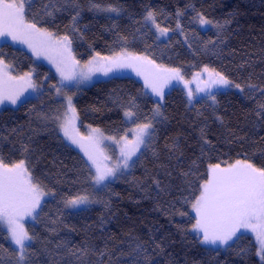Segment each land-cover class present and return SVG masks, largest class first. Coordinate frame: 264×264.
<instances>
[{
    "label": "trees",
    "instance_id": "16d2710c",
    "mask_svg": "<svg viewBox=\"0 0 264 264\" xmlns=\"http://www.w3.org/2000/svg\"><path fill=\"white\" fill-rule=\"evenodd\" d=\"M49 2L56 0H32L28 18L39 19V26L58 35H69L80 61L127 48L186 75L204 66L214 68L244 91H219L215 101L204 97L190 103L181 87H173L165 95L162 114L152 120L149 148L141 151L129 173L98 192L84 156L63 138L55 122L42 118L63 110L52 87L55 76L23 49L2 45L0 55L17 72L34 67L39 93L0 110V157L6 162L27 158L34 177L53 193L35 222L27 224L34 236L27 250L29 264H80L57 249L64 241L77 247L86 244L90 264H264L248 234H241L226 249L200 243L191 231L195 222L191 207L184 203L194 191L190 184L209 163L246 158L264 166V116L257 115L264 95L249 88H264V0H59L61 10L47 17L42 13ZM109 6L119 11L102 10ZM149 9L156 11L161 27L172 30L168 39H157L145 24ZM77 12L78 31L73 32ZM198 13L212 26L202 29L196 23ZM177 20L182 31L176 29ZM121 37H127V43ZM129 102L137 106L141 121L153 118L154 98L142 81L131 76L101 79L76 88L74 94L80 126H94L117 137L129 126L124 117ZM22 144L28 145L27 154H22ZM172 144L174 151L166 147ZM189 171L194 175L186 177ZM77 193L99 202L66 210L64 198ZM180 211L188 215L181 216ZM137 244L142 246L139 255L134 251ZM0 246L3 264H17L15 247L1 227Z\"/></svg>",
    "mask_w": 264,
    "mask_h": 264
},
{
    "label": "snow or ice",
    "instance_id": "6c2138e0",
    "mask_svg": "<svg viewBox=\"0 0 264 264\" xmlns=\"http://www.w3.org/2000/svg\"><path fill=\"white\" fill-rule=\"evenodd\" d=\"M56 3L45 4L43 15L54 17L61 7ZM32 0H0V39L7 41L10 39L14 43L27 45L32 53L37 56H44L56 67L61 82L75 81L77 85L85 80L91 79V75L101 72L107 75L113 69L131 68L138 76L144 79V85L151 92L164 98L165 87L173 80L183 81L188 87L192 81H185L180 68L166 67L157 64L154 59H150L146 54H136L122 48L120 52L112 56H96L81 66L72 52V39L69 35H58L47 28L39 26L37 18L29 19V9ZM99 8V5H94ZM108 12H118V8L109 6L102 9ZM79 13L72 17V31L75 27ZM181 12H177L179 18ZM197 18L201 25L212 23L203 14L198 13ZM146 25L149 23L156 29L160 36H167L169 29L161 27L157 22V13L154 10H147L144 16ZM176 29L181 30L179 20ZM127 43V37L120 38ZM99 57V59H97ZM10 65L7 64L0 55V104L9 101L13 105L23 96L28 89L37 91L39 86L32 80L34 70L23 73V75L13 76L9 72ZM87 71H84V69ZM206 75L207 79H201ZM193 80L197 82V91L205 92L206 95L215 101L214 88L235 87L244 91L241 84L229 80L221 72L214 68L204 66L200 72L195 73ZM203 85L202 87L200 85ZM57 95H63L66 104L57 109L54 113L44 115L42 118L55 122L64 137L77 145L87 158L85 167L88 169L93 186L107 187V182L118 175H122L125 170L132 168L137 161L133 157L141 152V149H148L153 139L154 125L152 120L156 115H161L160 106L154 110L153 118L144 117L141 121L134 102H129L125 108V119L135 126L129 128L122 136H104L98 128H92L87 136L82 135L76 127L79 119L77 109L73 103V97L62 92L60 87L55 85ZM250 90L259 91L264 95V88L257 89L255 85H249ZM193 96L189 88L188 97L191 101ZM258 116H264V103L259 105ZM15 131V129H13ZM203 133V130H201ZM129 133L132 138L129 139ZM6 139V137H2ZM104 140H110L119 147V157L115 163H111L113 157L108 155L101 147ZM205 144L209 143L207 140ZM170 151H174L175 144L166 145ZM22 154L29 152L26 144L21 145ZM153 155H156L153 152ZM139 159V158H138ZM223 165V166H222ZM193 166L196 162L193 161ZM94 170V171H93ZM186 177L194 175L192 171L184 173ZM159 186V182H157ZM194 189L191 198H184V203L189 204L194 213V223L192 230L201 236L200 243L209 245H229L230 241L237 236L241 229H250L256 233L260 244L258 255L264 260V166L257 167L248 159H236L234 162L221 161L209 163L206 172L198 180L190 184ZM46 195H53L46 192L40 181L34 177L27 158L18 161L6 162L0 157V224L7 226L8 238L16 246L17 264H29L28 247L34 239L33 235L25 229L22 221L25 217H38V209ZM93 201L87 194L71 195L64 198L65 207L78 208L81 205H88ZM181 216L188 215L185 211H180ZM53 224L56 222L53 221ZM55 232L56 229L52 228ZM2 247V246H0ZM57 249H62L67 256L75 257L80 264H90L86 260L91 255V250L85 244L83 246H70L69 241H64L56 245ZM137 255L142 251V246L137 244L134 249ZM103 255V253H101ZM147 260V258H145ZM0 264L3 261L0 260Z\"/></svg>",
    "mask_w": 264,
    "mask_h": 264
},
{
    "label": "rangeland",
    "instance_id": "374dc122",
    "mask_svg": "<svg viewBox=\"0 0 264 264\" xmlns=\"http://www.w3.org/2000/svg\"><path fill=\"white\" fill-rule=\"evenodd\" d=\"M110 13H116V12H110ZM179 23H180V22H179ZM196 23H197L202 29H206V28L212 26V23L209 24V25H201V24L199 23V20H198L197 17H196ZM148 25L154 30V32L156 33V36H158L159 34L156 32V29H155L150 23H149ZM168 29H169V28H168ZM49 31H50V30H49ZM178 31H180V30H178ZM51 32H53V31H51ZM54 33H55V32H54ZM171 33H172V30L169 29V32H168L167 36H160V37H159V40H166V39H168ZM4 44H10V45H12V46H14V47H17V48L23 49L24 51H26V52L32 57L33 62H34L35 64H43V65H46V66L51 70V72L53 73V75L55 76V78H56V80H57V81H56V84H54V85L57 86V87H60V88L62 89V92H63V93H65V94H67V95H71V96L73 97V103H74V94H75V89H76V88L90 85V84H92V83H94V82H96V81H98V80L105 79V78H109V77H111V76H131V77L137 78L138 80H140V81H142V82L144 83V79H143V77H142V76H138V75L136 74V72H135L133 69H131V68H119V69H113V71L109 72L107 75H104V74L101 73V72H96V73H94V74L91 75V79H89V80H85V81H83L82 83H79L78 85H77V83H76L75 81H73V82H68V81L61 82L60 75H59V73L56 71V67H55V65H54L53 63H51V62L49 61V59H46L44 56H40V57L35 56V55L32 53V51L27 47V45L20 44V43H14V42H12L10 39H8L7 41H5V40H3V39H0V49H1L2 45H4ZM0 52H1V51H0ZM72 52H73V55L75 56V58L78 60V58L76 57V55H75V53H74L73 44H72ZM130 52H133V51H130ZM133 53H136V54H144V53H137V52H133ZM112 55H113V54H112ZM112 55H100V57H107V56H112ZM94 56H96V54L92 55V56H91L89 59H87L86 61H80V60H78V61H80L81 66H83V65H85L89 60H92V58H93ZM149 58H150V57H149ZM97 59H99V57H97ZM150 59H151V58H150ZM4 60H5V59H4ZM5 62H6V61H5ZM155 62H156V61H155ZM6 63L10 65L9 72H10V74L13 75V76L23 75V73H25V72H28V71L34 70V71H33V74H32V80L35 82V69H34V67H32V68H30V69H28V70H26V71H23V72H20V71L17 72V71H16V68H15V66H14L13 64H11V63H9V62H6ZM156 63H157V64H161V63H158V62H156ZM163 65H164V64H163ZM165 66H166V67H169V66H167V65H165ZM171 68H174V67H171ZM201 69H202V68H201ZM201 69H200V70H197V71H195V72H193V73L190 74V75H186V74L183 72V70L181 69L182 75L184 76V80H185V81H189V80H190V81H192V83L189 84L188 87H185V83H184L183 81H177V80H173V81H171V82L165 87V89H164V98H165L166 93H167L168 91H170L173 87H176V86H177V87H181V88L185 91L188 100H189V97H188V90H189V88L192 90V92H193V96H192L191 101H189L190 103H193L194 101H196V100H198V99H200V98L208 97V96L206 95L205 92H198V91L196 90V89H197V82H196L195 80H193V77H194L195 73L200 72ZM84 71H87V69L85 68ZM201 79H207V76L204 75V76L201 77ZM228 79H229V78H228ZM229 80H230V79H229ZM35 83H36V82H35ZM200 86L202 87L203 85L201 84ZM146 89H147L148 93H150V95L154 98V100H155V102H156V105H155L154 110L157 108V105H159V106H160V113L162 114V112H163V107H164V98H163V100H161L160 97L155 96V95L151 92L150 89H148V88H146ZM232 89H235V90L241 91L240 89H237V88H235V87H226V88H225V87H220V88H214L212 91H213V94H214L215 92H219V91H227V90H232ZM38 93H39V88H38L37 91H33L32 89H28L27 91L24 92L23 96H21V98L17 101V103H16L15 105H13L12 103H10L9 101H5L3 104H0V110H1L3 107H16V106H18L22 101H24L25 99L36 97V96L38 95ZM54 94H55V97H56L57 99H59V100L62 101V104H63V105L66 104V101H65V99H64V96H63V95H59V96H58L57 93H56L55 88H54ZM208 98H209V97H208ZM209 99H211V98H209ZM211 100H212V99H211ZM212 101H213V100H212ZM63 110H64V109H63ZM63 110H62V111H63ZM158 117H159V115H156V116H155V118H158ZM126 121H127V120H126ZM127 122H128V121H127ZM55 124H56V123H55ZM128 125H129V126H128L127 130H128L129 128H132V127L135 126L134 124H132V123H130V122H128ZM153 125H154V123H153ZM76 127L78 128L79 132H80L82 135H84V136H87V135L90 133V131H91L92 128H97V127H94V126H85V127L82 128V127L80 126V124H79V120L76 121ZM56 128H57V130L59 131V133L63 136V138H64V139H65V140H66L71 146H73L76 150H78V151L84 156V153L80 150V148H79L77 145L71 144V142H70L69 140H67V139L64 137L63 132L60 130V128L58 127L57 124H56ZM154 128H155V127H154ZM98 129H99V128H98ZM100 130H101V129H100ZM153 131H154V129H153ZM101 132L104 134V136H111V135H107V134L104 133L102 130H101ZM121 136H122V135H121ZM116 137H117V136H116ZM119 137H120V136H119ZM119 137H117V138H119ZM131 138H132V134L129 133V139H131ZM152 140H153V139H152ZM101 147L104 148L105 152H106L108 155H110V156L113 157V160L111 161V163H115L116 159L119 157V147H118L116 144H114L112 141H110V140H104L103 143H102V145H101ZM142 150H143V148L141 149V151H142ZM140 153H141V152L137 153V156L133 157V160L137 161V159H138L139 156H140ZM84 158L87 160V158H86L85 156H84ZM135 164H136V163H135ZM134 166H135V165H134ZM134 166H133V167H134ZM222 166H223V165H222ZM133 167H132V168H133ZM132 168H130V169H128V170H125L124 173H123L122 175H118L117 178H113V179H111L110 181L107 182V184H110V183H112V182H115V181L118 180L121 176H123V175L129 173V172L132 170ZM93 171H94V170H93ZM92 183H93V182H92ZM105 188H106V187H104L103 185L94 187L95 191H98V192L101 191V190H103V189H105ZM45 191H46V192H50V191H48V190H46V189H45ZM51 193H52V192H51ZM52 196H53V195H46L45 197H43L42 202H41V205L43 204L44 201H46V200L52 198ZM90 199L93 201L92 203H90V204H88V205H81V206L78 207V208L65 207L64 202H63V205H64V208H65L66 210H69V211H76V210H79V209L86 208V207H89V206H91V205L97 204V203L99 202V200L96 199V198H91V197H90ZM190 209H191V208H190ZM37 211H38V213H39V209H38ZM191 212H192V210H191ZM192 214L194 215L193 212H192ZM36 218H37V217H36ZM36 218H35V219L32 218V217H25V218H24V220L22 221V223L24 224L26 230H27V224H28V223H31V222H35ZM0 227H1L2 229H4V230L7 232V226H6V225L0 224ZM27 231H28V230H27ZM191 231H192L194 234H196L197 236H199V237L201 238V236H200L198 233H196L195 231H193L192 228H191ZM7 234H8V232H7ZM241 234H248V235L252 236V237L254 238V240L256 241V243H257V248H258V251H259V249H260V244H259V241L257 240V236H256V233H255V232L251 231L250 229H241V230L237 233V236L233 238V241H234L235 239H237ZM8 239H9L10 243L16 248V246L11 242L10 238H8ZM233 241H230V242H229V245H230ZM207 245H209V244H207ZM229 245H219V244H217V245H209V246H212V247H215V248L226 249ZM258 256H259V255H258ZM259 258H260V256H259ZM260 259H261V258H260Z\"/></svg>",
    "mask_w": 264,
    "mask_h": 264
}]
</instances>
